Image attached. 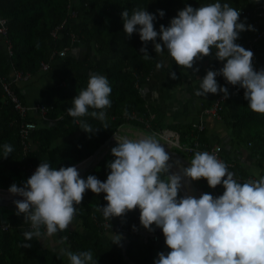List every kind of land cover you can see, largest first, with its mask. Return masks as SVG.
<instances>
[{
	"label": "trees",
	"instance_id": "obj_1",
	"mask_svg": "<svg viewBox=\"0 0 264 264\" xmlns=\"http://www.w3.org/2000/svg\"><path fill=\"white\" fill-rule=\"evenodd\" d=\"M215 2L228 3L240 10L239 22H244L246 27L253 26L254 30H246V47L254 53V69L264 68V0H0V16L6 19L8 30L7 34H0V192L8 193L13 184L23 187L41 161L50 163L53 168L74 166L91 156L127 124L152 132L173 130L179 134L182 145L195 146L198 142L196 149L187 154L190 161L197 151L210 153L218 146L222 148V144L211 143L206 127L200 130L195 129L194 124L189 127L165 124L163 115L157 112L153 118L150 117L152 111L146 106L142 84L156 69L158 58L154 43L148 42L151 58L145 60L140 52L144 43L138 32L130 38L127 36L121 15L126 9L130 14L133 9H146L156 15L154 28L159 32L160 26H169L171 19L186 5L198 8ZM158 10L164 11L163 18ZM156 42L162 43L159 37ZM80 43L89 45L96 52V57L80 59L71 54L70 50ZM62 50H67L64 57L58 54ZM212 52L214 54L215 49ZM53 53L57 55L51 59ZM56 60L60 61L65 76L58 83H48L43 87L46 97L40 102L49 107L47 115L54 121L45 122L39 115L35 119L32 113L25 117V120L34 119L37 126L31 134L30 151L24 154L23 117L16 110L11 93L27 104L22 84L30 85L33 79H47L50 70H42L41 63L48 61L52 67ZM223 63L214 55L209 70H219ZM171 64L182 68L172 57ZM17 72L30 73L31 77L19 81L15 78ZM93 72L108 79L112 88L109 97L112 104L104 109L108 128H103L101 121L91 119L87 122L99 130L88 133L79 128L67 109L72 107V99L86 87ZM216 79L219 85H227L223 76ZM232 87L236 92L223 103L219 117L214 115V118L228 129L230 142L249 154L251 163L248 165L226 153L225 147L219 154L222 160L232 163L234 178L243 183L249 178H259L253 175L254 169L264 175V115L248 107L243 88L238 85ZM134 113L137 118L132 117ZM62 114L63 119L56 120ZM5 143L14 149L7 158L2 157ZM115 146L113 144L107 149L83 179L95 175L102 182L107 180L110 174L107 165L114 160L111 149ZM171 171L175 173L173 169ZM199 183L204 193L214 197L224 192L222 184L213 189L206 179H200ZM105 195L86 190L82 203L75 205V217L82 230L69 228L58 231L61 245L73 253L91 250L96 264H154L163 251L150 231L141 225L139 209L129 211L123 217L105 220L102 211H98L107 205ZM179 196L182 197L181 191ZM16 213L6 207L0 208V264H70L68 257L60 255L56 247L50 248L47 240L34 238L26 241L23 233L31 230L30 223H25L24 216ZM106 223L112 228L105 229ZM3 224H10L9 230L3 231ZM112 231L122 234V246L112 243L109 238ZM64 237L67 239L63 240ZM23 243H30L31 247L22 248Z\"/></svg>",
	"mask_w": 264,
	"mask_h": 264
},
{
	"label": "clouds",
	"instance_id": "obj_2",
	"mask_svg": "<svg viewBox=\"0 0 264 264\" xmlns=\"http://www.w3.org/2000/svg\"><path fill=\"white\" fill-rule=\"evenodd\" d=\"M158 13L161 18L165 15L163 10ZM121 15L127 36L138 32L144 43L140 52L145 60L151 58L147 49L150 41L157 54L166 49L175 63L186 69H192L197 60L212 55L215 49V58L225 63L199 79L195 95L222 92L227 99L228 88L216 79L223 76L229 84L245 90L244 99L252 111L264 115V68L255 70L254 53L236 43L241 32L254 30L239 22L240 10L220 2L198 8L186 5L169 26L162 24L159 32L154 28L156 15L146 9H133L131 14L126 9ZM158 37L162 43L156 42ZM156 67H163V63ZM171 78H177L175 72ZM111 92L105 76L91 73L86 87L72 99L68 115L85 132L99 130L79 119L86 116L101 121L107 129L104 109L111 107ZM115 139L117 144L111 149L114 160L107 165L110 174L105 182L95 175L81 178L75 166L53 168L41 161L23 187L10 186L11 194L23 198L14 204L16 214H23L24 222L30 223L31 230L23 233L26 241H41L68 229L77 212L75 205L82 203L90 189L95 194H106L107 205L98 208L105 220L123 217L138 208L145 229L153 232V225L162 229L170 251L160 252L154 264H264V175L259 170H253L258 179L241 183L216 155L197 151L189 167L173 174L170 156L155 136L131 139L116 135ZM13 150L5 143L2 157L7 158ZM184 177L206 179L213 189L222 184L224 192L218 197L208 193L199 198L187 194L180 197ZM109 238L122 246V234L112 231ZM21 247L30 248L31 244L23 243ZM60 255H66L70 264H96L91 250L73 253L61 248Z\"/></svg>",
	"mask_w": 264,
	"mask_h": 264
},
{
	"label": "crops",
	"instance_id": "obj_3",
	"mask_svg": "<svg viewBox=\"0 0 264 264\" xmlns=\"http://www.w3.org/2000/svg\"><path fill=\"white\" fill-rule=\"evenodd\" d=\"M245 38L246 31H243L239 34L236 43L247 49ZM94 52L95 51L89 47V45L83 43L75 45L70 50L71 54L80 59H83L84 57L94 58L97 55ZM156 55L158 58L157 63L162 62L163 67L159 69L156 67L154 74L152 73L148 76L147 80H144L142 84V94L146 101V106L152 111V114L155 116L156 112L160 113L164 117L165 124L179 125L180 127H189L199 121H204V123L207 122L205 126L208 131L211 126V133L209 136L211 137L210 141L213 145L222 144L223 151L225 147L226 153L231 154L235 159L244 161L247 165L250 164L251 160L248 158L249 154H246L242 148L236 147V144L232 141L230 142L228 129L218 122L219 120L215 119L213 115L204 113V108L210 103L212 104L215 97L220 93H209L206 97L195 95L196 91L199 89V83L197 84L196 82L199 81V79H202L209 70L211 61L214 59L213 52L212 55L206 56L202 60H197L192 69L173 67L171 64V57L166 49L162 54L156 53ZM197 68L199 69L198 72L195 70ZM172 72L176 73V79L171 78ZM63 76H65L64 69L62 68L60 61L56 60L52 63L47 79L46 77L39 81L33 79L30 85L22 84L23 94L27 104L36 105L45 100L46 95L43 87L48 83H58ZM226 86L227 85H224L222 87ZM231 96L232 94H230V97ZM32 114L36 119L38 114L36 112H32ZM79 119L90 121L93 118L86 116ZM69 228L82 230L77 217H74L73 222L69 225L68 229ZM58 237V233H56L45 239V241H48L50 248L56 247L59 250L61 248H66L61 245V241ZM157 242L163 252L167 253L170 251L165 244L164 235L161 236Z\"/></svg>",
	"mask_w": 264,
	"mask_h": 264
},
{
	"label": "built area",
	"instance_id": "obj_4",
	"mask_svg": "<svg viewBox=\"0 0 264 264\" xmlns=\"http://www.w3.org/2000/svg\"><path fill=\"white\" fill-rule=\"evenodd\" d=\"M7 31L8 30H7L6 19H4L0 16V34H7ZM8 49L10 51V48H8ZM247 50H250V48L247 47ZM58 54L64 57L67 54V50H62ZM55 55H57V53L51 54L50 58L53 59L55 57ZM41 69L44 71H49L51 69V63L48 61H43L41 63ZM30 77H31L30 73L22 74L20 72H17L15 75V78L19 81L29 80ZM0 81H2L1 78H0ZM227 85H229L231 88L229 95L227 97V98H229L230 94H234L236 92V90L233 89L232 85L229 84L228 82H227ZM5 87L8 89L7 85H5ZM11 96H12L13 102L15 103L16 110L23 117V123L21 124V136H22L23 152H24V154H27L31 148V142H30L31 141V134L35 130L37 124H36L34 119L33 120H31V119L25 120V117L32 112H36L39 115V117H41L45 122L46 121L52 122L54 120H52L47 115L49 112V107L47 105H45L43 103H37L36 105H27V104L22 103L19 100L18 96L15 95L14 93H11ZM226 100L227 99H225L224 94L217 96L213 100L212 104L209 107L204 108V113H206L208 115H213V116L216 115L219 117V110H221L222 105ZM132 117L137 118L135 113L132 115ZM150 117L153 118L154 115L152 113H150ZM58 119H63V114L61 116H59L56 120H58ZM204 127H205L204 121H199L197 123H194L195 129L199 128L201 130ZM166 132L172 133L170 141L173 143V145H171V146L184 151L186 154H190L199 145L198 142L195 143V146L182 145L180 142L179 134L173 130H170V129H165L163 131L153 132V133L160 135L164 139ZM221 151H222V148L220 146H218V147L212 149L210 153L216 155L218 157V159L222 160V158L219 156ZM222 161H224V160H222ZM224 162L228 165V170L231 171L232 163H228L226 161H224ZM249 179H251V178H249ZM249 179H247V180H249ZM21 215H23V214H21ZM104 227H105V229H109L110 225L108 223H106V224H104ZM9 228H10V224H3L1 227V229L3 231L9 230ZM153 228L155 229V231L150 232V235L154 241H158L160 239V237L163 236L164 234L162 232V229L156 228V226H153Z\"/></svg>",
	"mask_w": 264,
	"mask_h": 264
},
{
	"label": "water",
	"instance_id": "obj_5",
	"mask_svg": "<svg viewBox=\"0 0 264 264\" xmlns=\"http://www.w3.org/2000/svg\"><path fill=\"white\" fill-rule=\"evenodd\" d=\"M116 135H117V132L111 138L105 141V143H103L91 156H89L88 158L74 165L76 168H78L77 170L79 171L81 178H84L86 173L89 170H91L99 162L100 159H102V157L105 155L106 152L101 157L99 156V153L102 150L108 149L111 145H113L114 137ZM165 151L170 156L169 162L179 165L181 168L190 166V160L186 158L185 156H183L182 154H180L179 152L173 151L171 149H165ZM177 161H179V163H177ZM85 163H87L90 167L89 168L79 167L80 165L85 164ZM170 173H172L171 169H170ZM190 181H191L192 187H189L187 189V193L192 196L193 193L195 194V190L197 188H199V190H201V188L199 185V180L198 181L190 180ZM181 193H182V196H184L182 189H181ZM3 196H4V193H0V206L7 207L9 204H14V202L6 201V199L3 198ZM20 199L21 198H15L13 199V201L20 200Z\"/></svg>",
	"mask_w": 264,
	"mask_h": 264
},
{
	"label": "rangeland",
	"instance_id": "obj_6",
	"mask_svg": "<svg viewBox=\"0 0 264 264\" xmlns=\"http://www.w3.org/2000/svg\"><path fill=\"white\" fill-rule=\"evenodd\" d=\"M94 53H96V52H94ZM96 55V54H95ZM197 84L198 83H200V80L199 81H197L196 82ZM191 86H193L192 84H190ZM227 88H228V91L230 92V86L229 85H227L226 86ZM221 94H223V93H220L219 95H221ZM219 95H217V96H219ZM216 96V97H217ZM215 97V98H216ZM27 105H29V104H27ZM207 123V122H206ZM205 123V124H206ZM206 127V126H205ZM128 130H137V131H141V133H143L144 132V134L145 135H153V136H155L161 143H162V146L166 149V148H168L169 149V145L167 144V143H165L166 142V140H164L160 135H158V134H155V133H153L152 131H147V130H142V129H138V128H133L132 126H130V125H124V126H122V127H120V129L117 131V134H119V132L121 133V135L120 136H133L132 134H131V132L130 131H128ZM208 133L210 134L211 133V126H210V128H209V131H208ZM129 138H131V137H129ZM132 139V138H131ZM117 144V143H116ZM115 145V144H114ZM171 150H173V151H177V152H179L180 154H182L183 156H185L186 158H188L187 157V154L184 152V151H182V150H180V149H178V148H175V147H172L171 148ZM173 171L175 172V173H178L179 171H177V170H175L174 168H173ZM182 189H183V191H184V195L185 194H187V195H189L188 193H187V189L189 188V186L187 185V183H185L184 182V178H183V180H182ZM199 185H200V183H199ZM201 188V187H200ZM201 192H202V194H204V190L201 188V190H200ZM0 193H2V192H0ZM192 196L193 197H196V198H198V196H197V193H193L192 194ZM5 206H0V208H4ZM6 208H8V209H12V210H15V211H18V209L16 208V206H15V204H9Z\"/></svg>",
	"mask_w": 264,
	"mask_h": 264
},
{
	"label": "bare ground",
	"instance_id": "obj_7",
	"mask_svg": "<svg viewBox=\"0 0 264 264\" xmlns=\"http://www.w3.org/2000/svg\"><path fill=\"white\" fill-rule=\"evenodd\" d=\"M128 131H130L131 134L133 135V136H128V137H131L132 139H138V138H140V137L147 136V135H145L144 133H141V131H134V130H128ZM117 135L120 136L121 133L119 132V134H117ZM171 135H172V133H170V132H166L165 137H164V139L166 140L165 143H167V144L169 145V149H171V148H172L171 145H173V143L170 141ZM116 143H117V141H116V139H115V137H114L113 144H116ZM166 149H168V148H166ZM106 151H107V149L102 150V151L99 153V156L101 157ZM169 164L172 165L171 169L174 168L175 170H177V171L180 172L181 167H180L179 165H176V164L171 163V162H169ZM79 167H80V168H89L90 166H89L87 163H85V164L80 165ZM77 169H78V168H77ZM171 172H172V171H171ZM184 182L187 183V185H188L189 187H192V184H191V181L189 180V178L184 177ZM182 184H183V183H182ZM181 189H182V188H181ZM182 191H183V189H182ZM183 193H184V191H183ZM195 193H197L198 198L202 195V192L199 190V188H197V189L195 190ZM3 198H5L6 201H9V202H14L13 199H15V198H21L20 200L23 199L22 197H20V196H16V195H13V194H11L10 192H8V193H4Z\"/></svg>",
	"mask_w": 264,
	"mask_h": 264
}]
</instances>
